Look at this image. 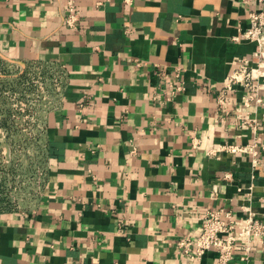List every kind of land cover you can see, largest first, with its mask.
Returning <instances> with one entry per match:
<instances>
[{
  "label": "crops",
  "instance_id": "obj_1",
  "mask_svg": "<svg viewBox=\"0 0 264 264\" xmlns=\"http://www.w3.org/2000/svg\"><path fill=\"white\" fill-rule=\"evenodd\" d=\"M64 4L0 0V64L56 82L32 188L0 198V264H218L178 242L210 210L264 222V79L249 103L240 85L220 101L257 52L235 39L257 4L78 0L75 26ZM243 254L228 264H264L260 243Z\"/></svg>",
  "mask_w": 264,
  "mask_h": 264
},
{
  "label": "built area",
  "instance_id": "obj_2",
  "mask_svg": "<svg viewBox=\"0 0 264 264\" xmlns=\"http://www.w3.org/2000/svg\"><path fill=\"white\" fill-rule=\"evenodd\" d=\"M78 0H65L66 11L65 23L75 26L79 20L80 10L77 5ZM257 4L248 12L250 26L235 39L244 38L257 44V52L252 57H242L237 67L233 70L229 81L220 96L222 104H226L229 94L240 85L246 91L245 102L249 103L258 95L261 87L260 79H264V65L262 57L264 54V0H252ZM255 63L256 65H253ZM261 101L260 98H256ZM254 124L256 120H252ZM257 125V124H256ZM254 125V127L256 126ZM243 148L232 147L236 151H248ZM252 150V147H250ZM252 154L257 152L253 149ZM260 243L262 254L264 255V222L249 215L244 225L237 228L234 214L229 210H210L205 216L202 231L197 236H185L178 242V247L183 255L191 260L201 259L204 253L215 248L218 253V264H228L233 258L234 252L241 247L244 251L242 259H249L252 246Z\"/></svg>",
  "mask_w": 264,
  "mask_h": 264
},
{
  "label": "rangeland",
  "instance_id": "obj_3",
  "mask_svg": "<svg viewBox=\"0 0 264 264\" xmlns=\"http://www.w3.org/2000/svg\"><path fill=\"white\" fill-rule=\"evenodd\" d=\"M56 82L0 64V198L5 202L30 190L41 148L37 139L39 111L48 105Z\"/></svg>",
  "mask_w": 264,
  "mask_h": 264
}]
</instances>
